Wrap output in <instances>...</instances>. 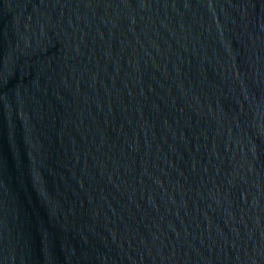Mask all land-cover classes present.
I'll return each mask as SVG.
<instances>
[{"label": "water", "instance_id": "95a60500", "mask_svg": "<svg viewBox=\"0 0 264 264\" xmlns=\"http://www.w3.org/2000/svg\"><path fill=\"white\" fill-rule=\"evenodd\" d=\"M0 264H264V0H0Z\"/></svg>", "mask_w": 264, "mask_h": 264}]
</instances>
